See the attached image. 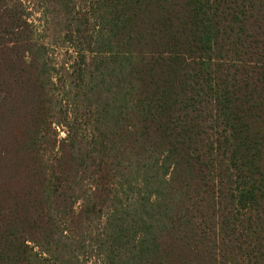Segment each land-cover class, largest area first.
<instances>
[{"label":"trees","instance_id":"16d2710c","mask_svg":"<svg viewBox=\"0 0 264 264\" xmlns=\"http://www.w3.org/2000/svg\"><path fill=\"white\" fill-rule=\"evenodd\" d=\"M54 1L60 68L0 0V264H264V0Z\"/></svg>","mask_w":264,"mask_h":264},{"label":"rangeland","instance_id":"374dc122","mask_svg":"<svg viewBox=\"0 0 264 264\" xmlns=\"http://www.w3.org/2000/svg\"><path fill=\"white\" fill-rule=\"evenodd\" d=\"M22 5L20 9L27 14V19L33 23L36 31V39L51 49V63L59 68L63 63H70L74 59L71 44L65 39L66 16L59 10L54 0H9V6ZM91 0H75L77 11L83 16L86 14L93 31L96 24L93 20V12L90 9ZM72 110V107H70ZM16 121V120H14ZM60 138H65L62 130H59Z\"/></svg>","mask_w":264,"mask_h":264}]
</instances>
